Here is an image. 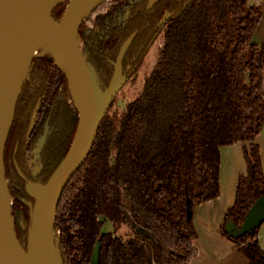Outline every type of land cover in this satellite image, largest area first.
Listing matches in <instances>:
<instances>
[{
  "label": "trees",
  "instance_id": "trees-1",
  "mask_svg": "<svg viewBox=\"0 0 264 264\" xmlns=\"http://www.w3.org/2000/svg\"><path fill=\"white\" fill-rule=\"evenodd\" d=\"M263 0H106L77 30L96 89L105 92L123 44L129 80L163 33L157 62L140 93L104 114L93 146L63 191L53 222L61 264H188L196 256L192 211L219 196L220 150L243 147L246 174L220 234L264 264L258 229L231 237L264 195L254 144L264 123V46L252 39ZM66 4L52 14L62 15ZM78 118L67 82L47 55L30 61L16 98L4 153L11 216L25 248L34 199L67 156ZM109 223L112 232H103ZM123 226L132 236L116 232ZM99 245L97 259L94 249Z\"/></svg>",
  "mask_w": 264,
  "mask_h": 264
},
{
  "label": "water",
  "instance_id": "water-1",
  "mask_svg": "<svg viewBox=\"0 0 264 264\" xmlns=\"http://www.w3.org/2000/svg\"><path fill=\"white\" fill-rule=\"evenodd\" d=\"M105 1L97 3L96 0H0V264H10L8 255L13 247L25 253L24 264H42L52 246L57 252L53 222L58 204L67 184L85 162L95 141L97 126L124 82L121 77V64L134 39V36L130 37L121 47L107 90L98 91L79 50L77 30ZM153 2L154 0H151V4ZM63 4H66V7L62 15L58 20H54L53 12ZM37 28L43 31L48 29L49 32L38 48L30 47L29 37ZM75 40H78V50L74 46ZM43 55L51 59L67 82L69 96L78 118V128L67 156L49 182L45 186H26L28 195L34 199V206L24 249L14 231L11 198L4 175L5 147L19 91L12 102L9 95L13 80L22 64L27 61L28 69L32 59ZM81 63L95 88L98 107L94 111L89 107L83 91ZM5 194L10 199L8 208L5 204ZM263 223L264 195L254 202L239 228L229 222L225 225V230L235 238L259 228ZM98 251L97 243L94 260L97 259Z\"/></svg>",
  "mask_w": 264,
  "mask_h": 264
},
{
  "label": "crops",
  "instance_id": "crops-1",
  "mask_svg": "<svg viewBox=\"0 0 264 264\" xmlns=\"http://www.w3.org/2000/svg\"><path fill=\"white\" fill-rule=\"evenodd\" d=\"M253 41L258 44L255 31ZM264 46V40L260 42ZM264 86V80H263ZM254 144L258 146L261 166L264 171V123ZM248 143H237L220 150V193L216 199L198 205L192 211V222L197 235L194 241L196 256L188 264H253L241 248L223 238L220 227L227 210L233 205L238 179L246 174L243 147ZM257 241L264 253V223L258 229Z\"/></svg>",
  "mask_w": 264,
  "mask_h": 264
},
{
  "label": "rangeland",
  "instance_id": "rangeland-1",
  "mask_svg": "<svg viewBox=\"0 0 264 264\" xmlns=\"http://www.w3.org/2000/svg\"><path fill=\"white\" fill-rule=\"evenodd\" d=\"M259 8L261 10V18L256 28L258 33L257 45L261 44L260 43L261 40H264V0L260 1ZM162 42H163V33H160L157 39L155 40V42L152 44V46L146 53V55L144 56L141 64L138 66L133 76L129 80L124 81L121 84L117 94L113 98L111 104L108 106L105 114L109 116L120 114L124 110L126 103L131 101L140 93L145 79L150 74V72L152 71V69L154 68L157 62L159 51L162 47ZM85 76L88 79V74L86 73V71H85ZM263 80H264V64H263ZM102 231L112 232L111 224L109 223L104 224ZM116 234L122 237L123 239H127L130 236H132V230L127 226H123L116 232Z\"/></svg>",
  "mask_w": 264,
  "mask_h": 264
},
{
  "label": "bare ground",
  "instance_id": "bare-ground-1",
  "mask_svg": "<svg viewBox=\"0 0 264 264\" xmlns=\"http://www.w3.org/2000/svg\"><path fill=\"white\" fill-rule=\"evenodd\" d=\"M105 0H96L97 3L103 2ZM49 30H40L35 29L30 37H29V46L38 48L40 43L43 41V39L47 36ZM74 46L78 50V40L74 41ZM27 61H25L19 71L17 72L15 79L13 80V83L11 85L10 89V99L11 102L14 100L15 96L17 95V92L19 91V88L21 86L22 81L24 80L26 71H27ZM80 75L82 78L83 83V91L87 98V102L91 110H95L98 107L97 99H96V93L95 88L93 87L91 78L88 76V79L85 76V69L84 66L80 65ZM5 204L7 208L10 206V199L5 194ZM10 254L8 255V259L10 264H24L25 261V253L17 249L16 247L10 248ZM9 264V263H8ZM42 264H61L59 255L55 251L54 247L52 246L50 250L46 253L44 262Z\"/></svg>",
  "mask_w": 264,
  "mask_h": 264
},
{
  "label": "flooded vegetation",
  "instance_id": "flooded-vegetation-1",
  "mask_svg": "<svg viewBox=\"0 0 264 264\" xmlns=\"http://www.w3.org/2000/svg\"><path fill=\"white\" fill-rule=\"evenodd\" d=\"M155 2H156V0H154V2L151 4V0H149V7H152Z\"/></svg>",
  "mask_w": 264,
  "mask_h": 264
}]
</instances>
